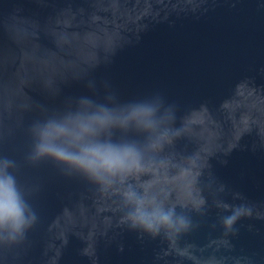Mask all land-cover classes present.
I'll use <instances>...</instances> for the list:
<instances>
[{
    "label": "water",
    "instance_id": "1",
    "mask_svg": "<svg viewBox=\"0 0 264 264\" xmlns=\"http://www.w3.org/2000/svg\"><path fill=\"white\" fill-rule=\"evenodd\" d=\"M136 105L150 123L122 122ZM50 122L57 147H131L139 168L37 158ZM8 175L27 223L0 227V264H264V0H0ZM128 193L173 226L133 225Z\"/></svg>",
    "mask_w": 264,
    "mask_h": 264
},
{
    "label": "clouds",
    "instance_id": "2",
    "mask_svg": "<svg viewBox=\"0 0 264 264\" xmlns=\"http://www.w3.org/2000/svg\"><path fill=\"white\" fill-rule=\"evenodd\" d=\"M103 115L80 119L79 127L83 131H89L94 124L101 126L107 125L113 120L110 113L101 110ZM155 108L150 105H136L132 108L128 119H136L141 122L150 123ZM66 129L64 126L50 122L40 130L42 143L37 146V158L50 156L55 160L68 163L70 165L82 168L99 179L100 169L111 173L131 171L133 168H139V159L136 151L131 147L114 148L112 146H83L79 154L57 147L53 141L61 135H64ZM76 139H80L79 136ZM130 200H135L137 207L133 213H129L127 219H130L133 225H139L149 230H156L160 225L173 226L171 213L165 212L157 207L148 211L144 206L142 199L136 198L133 193H128ZM27 223L25 217V204L16 187V181L11 175L0 179V227L11 229L13 232H20ZM231 223V221H229Z\"/></svg>",
    "mask_w": 264,
    "mask_h": 264
}]
</instances>
